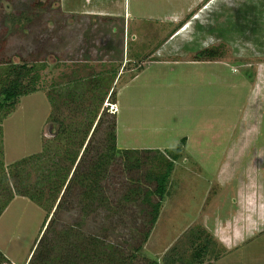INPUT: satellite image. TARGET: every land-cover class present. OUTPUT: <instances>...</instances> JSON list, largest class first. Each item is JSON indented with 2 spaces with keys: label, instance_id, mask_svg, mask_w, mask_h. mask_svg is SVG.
<instances>
[{
  "label": "rangeland",
  "instance_id": "1",
  "mask_svg": "<svg viewBox=\"0 0 264 264\" xmlns=\"http://www.w3.org/2000/svg\"><path fill=\"white\" fill-rule=\"evenodd\" d=\"M210 49L219 56L197 57ZM8 64L36 65L40 81L39 91L21 98L0 124V198L12 187L11 166L51 144L58 130L54 119L79 121L80 99L95 110L88 91L98 76L94 82L116 95L104 107L117 117L120 149L170 152L186 139L141 257L160 264L181 255L192 259L202 231L219 244L204 264H264V223L256 233H246L241 223L258 222L259 215L245 219L240 213L255 202L218 198L231 134L260 128L264 120V0H0V74ZM251 90L259 98L254 107ZM101 141L94 150L102 149ZM118 165L102 185L113 202L131 181H144L147 168L128 174ZM238 180L242 189L244 180L251 184L248 198H259L262 186L247 179L244 169ZM75 201L65 205L72 212L62 213L63 224L81 220L80 198ZM256 203L258 211L264 209V197ZM47 211L17 196L2 214L0 250L11 263L28 261ZM142 212L140 205H125L112 225L108 211L99 210L85 230L137 241L140 231L149 230ZM235 212L241 217H231ZM228 222L241 223L245 238L236 244L235 228L223 229L234 243L225 248L216 234Z\"/></svg>",
  "mask_w": 264,
  "mask_h": 264
},
{
  "label": "trees",
  "instance_id": "2",
  "mask_svg": "<svg viewBox=\"0 0 264 264\" xmlns=\"http://www.w3.org/2000/svg\"><path fill=\"white\" fill-rule=\"evenodd\" d=\"M218 54L217 49H210L200 52L197 57L215 58ZM1 70L0 124L16 109L21 98L39 91L40 81L36 65L8 64ZM117 76L115 73L113 78ZM95 80L98 76H94L88 91L90 95L92 93L90 98L97 102L95 110L86 109L85 101L80 99L76 106L79 121L66 123L53 118L58 130L51 144L43 146L41 153L11 166L9 174L13 184L6 190L4 198H0V217L17 196L48 209L43 230L25 264H160L157 259L148 260L141 255L151 229L160 218L175 164L182 158L186 139L170 152L120 149L117 117L108 115V108L104 107L106 100L115 99L116 95L111 88L104 90L105 87ZM98 137L102 139L99 145L102 149L94 150ZM92 153L95 155L90 157ZM118 163L128 174L147 168L144 181H131L129 191L113 202L109 201L110 197L102 185L108 178L107 174L119 166ZM2 170L3 165L0 164ZM32 171L36 173L35 181L31 180ZM149 184L154 188L147 187ZM75 196L80 198L81 220L63 224L62 213L72 212V209L64 207L76 203ZM136 204L140 205L149 226V230L140 231L139 240L112 237L105 230L86 232L87 220L97 216L99 210L108 211L106 221L115 225L118 221L116 212L125 205ZM201 232L195 236L194 243L199 244L192 259L175 256L174 259H165L166 264H204L206 255L219 244L208 234L202 237ZM0 264H13L1 250Z\"/></svg>",
  "mask_w": 264,
  "mask_h": 264
},
{
  "label": "crops",
  "instance_id": "3",
  "mask_svg": "<svg viewBox=\"0 0 264 264\" xmlns=\"http://www.w3.org/2000/svg\"><path fill=\"white\" fill-rule=\"evenodd\" d=\"M254 93V90L250 92V97H249V101H250V107L251 106H255L257 101H258V95ZM254 101V102H252ZM262 106L264 108V103H262ZM254 116V115H252ZM263 120V119H262ZM255 122L256 120H254V122L251 124L252 127L255 126ZM243 123V122H242ZM256 127V126H255ZM264 120L261 121L260 123V128H252L250 129V131H236L234 133L231 134V145H230V149L229 151H227V155L226 158L228 160V162L225 164V166L219 170V176L218 179L220 180L219 184L220 187L223 189L222 192H220L218 198L221 200V198L225 199V198H230L231 202L235 201V199L240 198L241 196H243L242 198L245 199L247 196V200L249 202H255V204H252L253 209H247L246 212H240L242 214V217H244L246 219V217L248 218H253V216H258L260 219L257 220L258 222H252L249 223V220H242L241 223L244 224L246 226V233H248L247 231H250L251 233H256L257 231H255L256 226L258 228H260L263 223H264V209H261L258 211V205H257V201L263 199L264 197ZM251 134H248L250 133ZM238 133V134H237ZM242 134L243 136L240 137ZM235 135L237 136L235 138ZM241 138V140H239ZM245 170V175L247 176V179L250 180H254L256 182V184H259L260 186H262V189L260 191L261 194L259 193V198L256 196V201L255 199L251 200L252 198H248L249 195H247L248 188L250 187V183L247 180L243 181V189L240 188L237 183L239 182L238 180V174L240 172H242V170ZM258 179V181H257ZM232 186V187H230ZM254 186V185H253ZM257 193L259 192L258 190H256ZM255 191V192H256ZM250 204V203H249ZM257 207V208H256ZM252 212V213H251ZM237 214V212H235ZM231 216V215H230ZM231 217H241L239 214H237L236 216H231ZM263 222V223H262ZM241 223L239 224H233L231 222H228L226 224V226L222 225V228H220L221 230H218V234H216V237L219 238L220 242L222 243V245L225 246H229L232 247L233 246V241H230L228 236H230L229 233H227V237H224V230L223 229H227L228 231H232L235 228L236 233V244H238L239 242L243 241V238H245L244 231H241V233H239L240 230H242V227L239 225H242ZM224 227V228H223ZM250 229H248V228ZM257 228V229H258ZM259 232V230H258ZM221 234V236L219 237V235ZM237 234H241L242 235V239H239L240 236L238 237ZM249 235V234H248ZM226 242V243H225ZM226 248V247H225ZM229 249V248H227Z\"/></svg>",
  "mask_w": 264,
  "mask_h": 264
},
{
  "label": "built area",
  "instance_id": "4",
  "mask_svg": "<svg viewBox=\"0 0 264 264\" xmlns=\"http://www.w3.org/2000/svg\"><path fill=\"white\" fill-rule=\"evenodd\" d=\"M112 107V106H111Z\"/></svg>",
  "mask_w": 264,
  "mask_h": 264
}]
</instances>
